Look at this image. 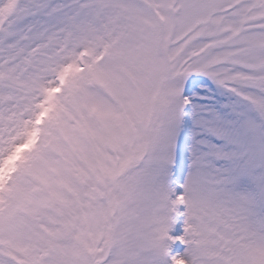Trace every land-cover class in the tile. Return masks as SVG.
Instances as JSON below:
<instances>
[{"label":"snow or ice","instance_id":"obj_1","mask_svg":"<svg viewBox=\"0 0 264 264\" xmlns=\"http://www.w3.org/2000/svg\"><path fill=\"white\" fill-rule=\"evenodd\" d=\"M0 264H264V0H0Z\"/></svg>","mask_w":264,"mask_h":264}]
</instances>
